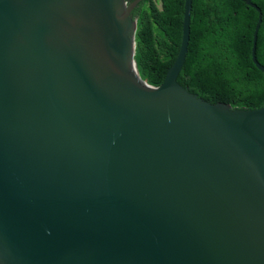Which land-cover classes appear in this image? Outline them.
<instances>
[{"label": "water", "instance_id": "water-1", "mask_svg": "<svg viewBox=\"0 0 264 264\" xmlns=\"http://www.w3.org/2000/svg\"><path fill=\"white\" fill-rule=\"evenodd\" d=\"M142 1L0 0V264H264V106L177 83L193 0L145 82Z\"/></svg>", "mask_w": 264, "mask_h": 264}, {"label": "trees", "instance_id": "trees-1", "mask_svg": "<svg viewBox=\"0 0 264 264\" xmlns=\"http://www.w3.org/2000/svg\"><path fill=\"white\" fill-rule=\"evenodd\" d=\"M129 3L134 0H127ZM185 0H144L132 12L137 20L135 63L139 76L159 87L175 62L182 40ZM256 59L264 66V0ZM259 13L246 0H193L188 53L177 83L211 104L257 110L264 106V73L251 50Z\"/></svg>", "mask_w": 264, "mask_h": 264}]
</instances>
